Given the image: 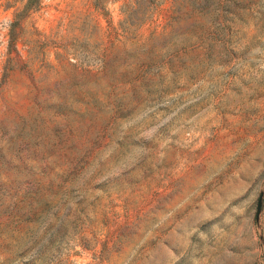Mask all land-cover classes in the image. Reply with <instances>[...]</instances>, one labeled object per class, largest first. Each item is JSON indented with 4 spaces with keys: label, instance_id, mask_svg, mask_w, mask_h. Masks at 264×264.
Segmentation results:
<instances>
[{
    "label": "rangeland",
    "instance_id": "rangeland-1",
    "mask_svg": "<svg viewBox=\"0 0 264 264\" xmlns=\"http://www.w3.org/2000/svg\"><path fill=\"white\" fill-rule=\"evenodd\" d=\"M28 3L0 0V264H264V0Z\"/></svg>",
    "mask_w": 264,
    "mask_h": 264
},
{
    "label": "trees",
    "instance_id": "trees-1",
    "mask_svg": "<svg viewBox=\"0 0 264 264\" xmlns=\"http://www.w3.org/2000/svg\"><path fill=\"white\" fill-rule=\"evenodd\" d=\"M142 1H148V2H151L152 0H134V3L135 4H138L140 6L141 2ZM198 0H187V2L191 5V6H194L195 3H197ZM203 1H207V0H203ZM39 0H29V3L27 4V8H29L30 6H32L34 3H38ZM35 5V4H34ZM24 11H20V12H17L16 14V20L12 23V29H11V36L13 38L16 37V34H15V30H16V26L19 24L20 22V19H19V16L23 13Z\"/></svg>",
    "mask_w": 264,
    "mask_h": 264
},
{
    "label": "water",
    "instance_id": "water-1",
    "mask_svg": "<svg viewBox=\"0 0 264 264\" xmlns=\"http://www.w3.org/2000/svg\"><path fill=\"white\" fill-rule=\"evenodd\" d=\"M263 200H264V191L261 192V194L259 196V200H258V206H257V218L258 219H259V216H260L261 211H262Z\"/></svg>",
    "mask_w": 264,
    "mask_h": 264
}]
</instances>
